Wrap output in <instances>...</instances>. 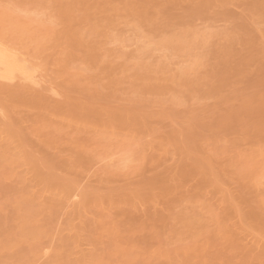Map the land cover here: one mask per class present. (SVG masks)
<instances>
[{
    "label": "rangeland",
    "instance_id": "374dc122",
    "mask_svg": "<svg viewBox=\"0 0 264 264\" xmlns=\"http://www.w3.org/2000/svg\"><path fill=\"white\" fill-rule=\"evenodd\" d=\"M36 1L41 2L43 7L30 5L29 0H0L1 10L8 7L6 10L17 13L23 21L31 17L38 20L40 16H44L41 17L43 20L48 18L51 23L55 20L53 24L61 32L59 34L56 31L59 36L56 33L53 36L48 31V35L51 34V38H47L50 50L44 57L41 53L35 55L39 54L36 47L35 54L32 49L31 55H27L34 58L31 59L35 69L32 68L37 70L35 79L38 78L39 85L32 84L33 91L29 82H19L18 79L11 82L10 86L17 87V90L29 85L27 88L33 93L15 97L12 102L31 101L36 99L34 94L37 93L44 96L43 99L49 102L52 109L49 106L45 111L16 109L15 112L24 113H14L11 118L20 121L25 135L30 137L33 148L27 153L43 158L45 173L64 179L62 182L69 184L71 194L77 196L57 208L50 225L45 226L44 237L29 241V247L36 255L32 263L56 264L53 263L54 256L61 242L68 238L76 239L73 248H65L71 253L70 264H83L81 261L85 255L110 257L111 263L107 264H137L128 263L130 260L125 259L126 255H132L130 252L139 258L146 254V264H169V260L158 255L175 257L184 247L206 242L218 231L217 216L223 219L228 210L236 209L238 190L245 184L242 179L227 176L220 170L221 167H228L226 164L241 151L248 153L250 147L253 150L257 135L264 131V22L260 17V9L256 7L261 0H95L101 5L116 6L117 11L93 15L91 21L85 22L86 28L78 31L72 28L73 0ZM103 16L113 20L112 35L122 40L109 42L106 46L108 50L116 51L115 56L109 53L105 55V60L95 70L88 68L82 60L73 66L72 31L77 42L100 46L101 42H108L110 38L98 37L92 24ZM43 23L45 25V21ZM36 24V27L33 26L37 29L43 27L42 24L38 27L40 23ZM173 35L184 39L183 44L190 47V53H174L163 49L162 40ZM54 39H59L56 45H52ZM159 62L167 66L168 70L158 71L149 82L142 81L138 73L142 72L143 67L147 64L155 67ZM123 64H127L128 68L127 73L121 75L118 72ZM73 67L89 79L84 82V79L73 77ZM116 74L119 82L112 85ZM92 81L93 85L85 92H75L70 88L75 82L87 85ZM6 87L8 89V85ZM47 88L51 90H45ZM54 107L59 108L56 109V115H52L55 114ZM41 111L45 113L44 117L53 122L48 125L49 134L44 133L45 139L32 133L35 118ZM75 113L84 114L91 120L109 126L108 129L117 131L119 136L129 135L130 138L123 141L117 136L99 145L95 144V132L83 124L60 128L63 119ZM51 139L56 140L49 145ZM77 141H85L86 145H74ZM233 141H238L235 148L232 146ZM218 149L227 154L216 160L213 157H216ZM95 150L105 154L101 155L102 160L94 158ZM237 150L239 154L236 155ZM17 153L18 150L13 152ZM125 154L131 155L133 163L126 170L119 171L117 167ZM78 156L91 161L85 168L77 169L76 173L70 174L57 167L61 159H77ZM202 157L215 160L214 164L207 160L203 162V169L207 170L205 173L209 172L210 176L211 169L212 174H215L212 187L201 199L180 198L197 195L201 179L185 181L183 185L181 169L192 166ZM215 164H221V167ZM27 169H16V176L5 182V186L14 187L20 177L27 178L24 186L34 195V204L38 206L51 195L37 184L32 173L28 171L26 177ZM108 170H113V173ZM66 173L70 175L67 177ZM4 176L5 170H0V182ZM169 187L182 189L166 196L164 189ZM262 187L257 192L253 189V192H260L258 195L264 196V185ZM121 194L131 197L126 202L130 204H122V198L114 200ZM61 196L59 199L63 200ZM111 200L122 205L111 207ZM1 203L4 206L9 204L4 199ZM104 205L111 207L110 219L121 230L123 238L127 236L125 229L133 220L143 221L147 229L135 237L141 243H149L134 251L127 245L124 251L121 248L112 251L106 240L99 245L94 244L86 227ZM247 207L241 206L242 210L239 211L242 216L237 215L231 226L246 229L245 234L239 236L240 239L243 237L247 246L252 247L261 239V243H264V237L263 234H257L255 229L245 226L250 224L246 216L252 209ZM155 213L162 215L165 221L150 223ZM12 214L13 210L8 206L5 211H0V218L11 220ZM50 216L45 215L46 218ZM190 224L206 225L209 231L198 230L188 234L190 232L186 231ZM74 226L80 229L76 230ZM180 233L186 236L181 237ZM19 241H24L23 244L28 242L24 238H19ZM20 252L21 248L15 247L2 252L1 257L10 260V257ZM10 262L8 264H21L13 263L12 260ZM251 264L258 263L254 261Z\"/></svg>",
    "mask_w": 264,
    "mask_h": 264
},
{
    "label": "bare ground",
    "instance_id": "6f19581e",
    "mask_svg": "<svg viewBox=\"0 0 264 264\" xmlns=\"http://www.w3.org/2000/svg\"><path fill=\"white\" fill-rule=\"evenodd\" d=\"M209 1L210 0H207V2ZM29 2L31 3L30 5L35 4L37 7H43L41 2L39 1L29 0ZM108 3L109 2H107L106 4ZM256 7L260 9V17L263 19L262 22H264V0L258 1ZM6 9H8V7ZM6 9H0V85L2 83L5 84L4 87H2L3 84L0 86V170H5L4 179L0 182V198L9 202V204L7 206H4L1 203L2 199H0V211H5L6 208L10 206V208L13 210V214L11 220H6L2 217L0 218V263L8 264L11 263L10 260H12L13 263L33 264L32 261L36 260V255L33 254V249L29 247V241H32L31 239L44 237L46 235L45 226L50 225L51 221L53 220L52 216L54 212L57 211V208H60V205L64 206L63 204L65 202L71 201V199L75 198L77 194H71V187L69 186V184L62 182L65 181L64 179L51 177L45 173V164L43 163V158L39 159V157H37L36 155L27 153L30 148H33L30 137H28L29 135H25V132L22 129L23 125L20 123V121L17 122L15 120H12L11 118L12 114L20 112H15L16 109H24V111L25 109L26 111H29V109L32 111H45L47 110V106H49L48 108L52 107L49 105L48 101L43 99V95H41L43 96L41 97L40 94L36 95L37 93L34 94L36 99H33L31 101L24 100V102L22 101V103H17L12 102V100L15 97L21 98L25 95L33 94L30 89L33 88V91L35 90L32 84L37 86L39 85V83L37 82L38 78L35 79L37 70H34L35 65L33 64V61L31 59L33 57L30 58L28 56V58L27 55H31L32 49V53H34V50L37 49L36 51H39V54H34L37 56L41 53V56L44 57L46 52L50 50L48 48L50 42L47 40V38H51L49 37V35L51 34L48 35V31L49 33L51 32L54 36L56 31H58L56 30L57 25L53 24L55 20H52V22L54 21L53 23L48 21V18H44L43 20L42 18L44 16L37 17L38 20H33V18L35 17H31L32 20L31 18H29L23 21L21 16H17L18 14L16 12L18 10L12 9L16 11V14H14L13 12H10ZM115 9H117L116 6L101 5L95 0H73V5L71 7V18L73 21L72 28L75 31H78L80 28L85 29V22L89 20L91 21L93 15H104L109 12L117 11ZM147 18L149 17L147 16ZM43 21H45V25H43ZM97 21L98 22H94V24L92 25L94 29L96 28L98 37L110 38V41L101 42L100 46L95 44L85 45L84 43L77 42V38L72 31L71 57L73 59V66L78 60H82L88 68H92V70H95L97 69V65L105 60V55L108 56L109 53L110 56H115L116 51L108 50L106 47L109 42L122 41L121 39L119 40V38L112 35L111 27L113 25V20H110V18L107 16H103ZM34 22L40 23L38 24V27H40V25L43 23V27L41 26L42 28L40 27L39 29L35 28L37 24ZM33 25H35V27ZM59 32L60 31H58L57 33ZM59 34H61V32ZM59 34L57 35L59 36ZM58 36L56 38H58ZM54 40L55 41H53L52 45L59 41V39ZM183 42L184 39L182 37L173 35L170 38L163 39L161 44L163 45V49H165L166 51H172L174 53H190V47L184 45ZM35 47L36 49H34ZM118 55L122 58L124 57L122 56V54ZM32 67H34V69ZM127 68V64L121 65V69L118 73H120L121 75L127 73ZM73 69V77L84 79V82L89 79L83 77L82 71L78 70L76 67H73ZM167 70V66L159 62L155 67L150 64L145 65L142 72L138 74L142 81L149 82L155 78L158 71ZM112 72L114 73L115 71L112 70ZM17 79L19 82H22L23 80V82L26 81L31 83L32 87L27 88L29 86L27 85L25 88L24 86L27 83L24 86L22 85L24 89H22L21 87L20 90H17V87L15 86H10V83H13ZM118 82L119 79L118 75L116 74L113 76V82L111 81V84L115 85L114 83ZM7 85L8 89L7 87L5 88V86ZM92 85L93 81L87 85H82L80 82H75L74 84L70 85V88L75 92H85L86 90H89ZM9 87L11 89H9ZM13 87H15L16 90ZM45 90L51 89L47 88ZM42 100L45 102H43ZM54 109L55 114L52 115H56L58 112H56V107L53 108V111ZM21 113L23 114L24 112ZM43 113L42 111L40 115L38 113V116L35 118L36 122L33 125L34 131H32V133L35 132V135L39 136L40 138L43 137L41 139L47 138L44 137V133L49 134L47 132L48 125L53 124L52 120L49 121L46 117L43 116L45 114ZM90 120L91 119L87 118V116L84 114L75 113L74 115L68 116L66 119H63L64 122L61 123L60 128L63 129L64 126H72L76 125L77 123L80 125L83 124L85 128L93 130L95 132V137L97 138L95 144L99 143V145L105 143V140H109L110 138L119 136L117 134V131L108 129L109 126L102 125L96 120ZM260 132L261 133L256 137L257 140L256 143H254L253 150L250 147V152L243 153L241 151L240 154L238 153L239 150H237L236 155L237 153L239 155L233 160L231 159L230 163L228 162L226 164L228 167L223 169L225 165H223V168L220 166L221 164L219 165L221 167L220 170H223L227 176L233 179H242L245 183L244 186H240L242 189L238 190L240 192H243L241 195L239 194L240 192L238 193V204L236 206V209L233 208V210H228L225 218L223 219L217 216L216 221L219 225V228H217L218 231L216 230L217 232H215L213 236L209 237L206 242L200 245L184 247L182 252L175 257H170L167 254L158 255L159 257L163 256L167 261L169 260V264H251L254 261H256L258 264H264V243H261L262 239L259 240V243L254 244L255 246L249 247V245L247 246L245 242H243V237L240 239L239 236L241 234H245L246 229L241 227L237 228V226H231L233 225L232 222L237 215H239L240 217L242 216V213L240 212L242 210L240 209L241 206H248L250 209L252 208L246 216L250 220V224L245 226H248L253 230L255 229L257 234H263L264 237V196H262V194L258 195L260 192H258L257 194L253 192V189L257 192V190L260 189V187L263 188L262 186L264 185V131ZM119 137L123 141L130 138L129 135ZM55 140L56 139H51L48 144H54ZM57 140L60 141L58 138ZM84 142L85 141H77L74 143V145L83 147V145H86V143ZM236 144H238V141L232 142L233 147ZM15 150H18L19 153L13 154ZM232 152L233 150L230 153ZM93 153L94 158L98 160H102L101 155H105L98 150H95V152ZM213 153L216 152L214 151ZM225 154L227 153L218 149L217 155L215 154L216 157H213L214 154H212L211 156L213 157V159L216 158L217 160L218 157L225 156ZM123 156L124 157L121 159V164L117 167V170L119 171L126 170L127 168L131 167L130 164L133 163L130 154H125ZM76 158L77 159H72L71 157H68L67 159V157H65L63 161H61L62 159L60 160V163L57 165V167L67 173L74 174L76 173L77 169L85 168L91 161L90 159L84 160L81 156H78ZM230 158H232L231 154ZM213 159L211 157H208L207 159L203 158L195 161V163L190 167H182L181 183L183 185L185 181H192L196 180L197 178H200L201 181H199L200 185L198 184L199 187L197 195L190 196L185 194L187 196H181L180 198L201 199L203 195L209 192V189L213 185L215 174L213 173V175L210 169V176H208L209 172L205 173L207 172V170L203 169V162L207 160L210 163L212 162L214 164L215 160ZM216 165L217 164H215V166ZM21 167H28L26 177H28L29 172L32 173L34 177H31H33V179H37V184L40 187H44V191L49 192L51 195L47 200H42L38 206L34 204V195L30 192L29 188L24 186L27 178L20 177L19 180H17L13 185L14 187L10 188L5 186V182L10 181L16 176L15 170ZM133 169L134 167L131 168V170ZM110 170L108 171L110 173H113V170L112 172ZM67 173L66 175L68 177L70 174L68 175ZM225 174L223 173V175ZM107 181H109V179H107ZM183 185L180 186L183 188ZM182 188L169 187L164 189V194L168 196L170 194L178 192ZM251 192H253L252 195H250ZM60 196L64 199H59ZM120 199L121 202H124L122 204H130L126 203L131 199L130 196L121 194V196L117 199L114 198L115 201ZM114 200H111L113 202L110 204L111 207H113L115 204L122 205L120 203L114 202ZM110 206H101L102 211L95 214L93 220L86 227L94 244L99 245L103 240H106L108 243H110V248L112 251H116L119 248L124 251L125 245H127V247L131 249V251H134L137 249H141L142 246L149 243L148 241H144V243H141L139 239L135 237L137 233L146 231L147 227L145 228V224L142 223L143 221L140 222L133 220L125 229V233L127 234V236L123 238L121 230L116 228L113 225V221L110 219L112 217L110 213L112 209ZM106 210L108 211V213H104ZM46 214H50L51 216L49 218H46ZM243 215L245 216L246 214ZM247 218L246 220H248ZM164 221L165 218L158 213H155V215L150 218V223L153 224ZM71 226L73 225L71 224ZM234 227L239 230L237 231V229ZM74 228L78 230L79 227L74 226ZM206 228H208V226L206 227V225L204 226L190 224L186 232H190L188 234H191L196 233L198 230L209 231V229L206 230ZM179 236L182 237L183 235L180 233ZM19 238H24L28 242L26 244H23L24 241H19ZM75 240L76 239L74 238H68L61 242V247L57 250V253L54 256L53 263H72L69 259L71 253H69V251H65V248H73ZM148 240L151 241L149 237ZM127 241L129 242L128 244L126 243ZM15 247L21 248V252L16 256L10 257V260L7 257H1L2 252L8 251L9 249H13ZM130 254H132L133 256H125L126 260H130L128 263H148L146 254L140 255V258L134 252H130ZM81 263L107 264L111 263V259L110 257H106L105 255H85L83 256Z\"/></svg>",
    "mask_w": 264,
    "mask_h": 264
}]
</instances>
